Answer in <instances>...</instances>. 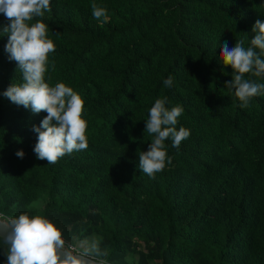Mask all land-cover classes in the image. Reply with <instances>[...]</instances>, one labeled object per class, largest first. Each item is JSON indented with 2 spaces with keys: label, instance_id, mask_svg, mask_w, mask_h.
Here are the masks:
<instances>
[{
  "label": "trees",
  "instance_id": "trees-1",
  "mask_svg": "<svg viewBox=\"0 0 264 264\" xmlns=\"http://www.w3.org/2000/svg\"><path fill=\"white\" fill-rule=\"evenodd\" d=\"M93 3L107 9L108 22L94 18ZM50 7L36 18L56 46L45 80L84 99L88 148L55 164L37 159L33 127L46 113L2 95L23 80L0 35V213L45 216L66 244L94 238L106 254L93 258L108 264H264V95L242 108L224 87L232 69L220 51L225 42L250 46L264 0H51ZM8 23L0 14V27ZM165 96L167 107H183L176 127L190 136L179 148L165 141L172 162L152 178L137 152L148 150L145 121ZM5 247L0 240V264Z\"/></svg>",
  "mask_w": 264,
  "mask_h": 264
},
{
  "label": "clouds",
  "instance_id": "clouds-1",
  "mask_svg": "<svg viewBox=\"0 0 264 264\" xmlns=\"http://www.w3.org/2000/svg\"><path fill=\"white\" fill-rule=\"evenodd\" d=\"M50 5L51 0H0V14L9 21L0 27V35L7 37L4 51L9 61L16 63L23 80L20 84H10L2 95L34 114L46 113L40 125L33 127L38 134L34 152L38 160L55 164L73 151L88 148V122L84 118L85 101L80 94L65 83L51 86L45 80L49 56L56 46L49 38L47 24L36 18L50 12ZM91 7L94 18L108 22L105 7L95 3ZM252 33L249 47L237 41L231 48L225 42L220 49L223 63L232 69L231 80L224 87L234 90L242 108L249 107L254 97L264 95V83L246 78L248 74L264 78V22L258 19ZM163 83L165 87H172L173 77L169 76ZM168 103L165 96L156 99L150 108L145 132L153 139L147 151L137 152L140 171L152 178L172 162L165 141L170 139L172 147L179 148L190 136L186 128L177 130L176 127L183 107L169 108ZM16 155L24 158L25 153L21 150ZM0 240L6 245L7 264H98L92 253L106 254L101 253L98 241L78 251L66 244L62 229L47 217L30 216L26 212L12 217L0 214Z\"/></svg>",
  "mask_w": 264,
  "mask_h": 264
},
{
  "label": "rangeland",
  "instance_id": "rangeland-1",
  "mask_svg": "<svg viewBox=\"0 0 264 264\" xmlns=\"http://www.w3.org/2000/svg\"><path fill=\"white\" fill-rule=\"evenodd\" d=\"M93 241H95L94 238L93 239H86V240H83V241H77L72 246L74 248H76L78 251H83L84 248L90 247Z\"/></svg>",
  "mask_w": 264,
  "mask_h": 264
},
{
  "label": "water",
  "instance_id": "water-1",
  "mask_svg": "<svg viewBox=\"0 0 264 264\" xmlns=\"http://www.w3.org/2000/svg\"><path fill=\"white\" fill-rule=\"evenodd\" d=\"M95 259V258H94ZM96 261H98V264H108V263H106V262H104V261H101V260H98V259H95Z\"/></svg>",
  "mask_w": 264,
  "mask_h": 264
},
{
  "label": "built area",
  "instance_id": "built-area-1",
  "mask_svg": "<svg viewBox=\"0 0 264 264\" xmlns=\"http://www.w3.org/2000/svg\"><path fill=\"white\" fill-rule=\"evenodd\" d=\"M1 214V213H0Z\"/></svg>",
  "mask_w": 264,
  "mask_h": 264
}]
</instances>
